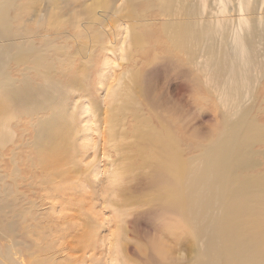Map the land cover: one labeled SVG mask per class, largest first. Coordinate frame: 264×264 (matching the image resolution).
<instances>
[{
    "label": "rangeland",
    "instance_id": "obj_1",
    "mask_svg": "<svg viewBox=\"0 0 264 264\" xmlns=\"http://www.w3.org/2000/svg\"><path fill=\"white\" fill-rule=\"evenodd\" d=\"M9 1L0 264H264V0H226L221 26L208 22L219 0ZM199 19L197 41L172 39L173 22ZM237 127L218 195L190 213L193 170ZM150 130L179 150L181 185L153 183ZM163 186L177 204L159 201ZM160 204L174 209L159 218Z\"/></svg>",
    "mask_w": 264,
    "mask_h": 264
},
{
    "label": "bare ground",
    "instance_id": "obj_2",
    "mask_svg": "<svg viewBox=\"0 0 264 264\" xmlns=\"http://www.w3.org/2000/svg\"><path fill=\"white\" fill-rule=\"evenodd\" d=\"M136 1H138V0H129L128 2L130 5L131 3H135ZM161 1L167 2L168 0H161ZM219 1H220V6L217 10V14L213 15L214 19L208 20V22L216 23L217 26L222 25L221 17L224 15V10L226 7V3H225L226 0H219ZM9 5H10L9 0H0V28H4L6 30H8L7 27H8V12H9L8 6ZM194 12L195 11H193L187 7H183L180 18H185V19L194 18V16H193ZM242 15L243 14H241V17L239 18L241 24L245 23V21H246L245 18L242 17ZM197 22H205V20L199 19V20L187 21V22H177V21L173 22L172 23V34H171L172 39L174 41L182 44L183 46H186L190 43L197 41L199 39V36H200V31L197 30L195 27L197 25ZM180 26H183V29H178ZM132 35L129 36V38L132 37ZM236 37L242 38L240 33H236L235 41H236ZM239 50H240L241 54L245 53V49L243 48V46H240ZM33 63H34V66H36V67H41L43 64L42 59L40 57L36 58L33 61ZM7 89L10 90V92L12 94L14 92L15 93L14 95L17 98H21L24 96L23 93H20V92L16 93V90L11 85H8ZM0 107H2L1 103H0ZM240 129H241V127H237L231 134H230V132H228L229 137L226 140H224V137H223L224 141L221 139L219 141L220 145H218L217 147L211 148V151L207 155L206 162H204L201 169L193 170V172H192L193 178L191 179L190 184L186 185L187 186V188H186L187 192L184 191V193H183V194H186V196L185 195L184 196L187 197V201H184V202H185V204L188 203L187 208H188V211L190 213L196 214V216L203 214L204 211L206 210L205 206H208L210 204V202L212 201L213 197L218 195L219 189L221 188V187H218V184L221 183V181H222L221 179H222V173H223V165H225L224 164V156H225V153H228V151L230 150V147L225 149L224 146H222V145L227 143L231 139L230 136L235 134V133H238L240 131ZM150 132H151V130H150ZM150 132H148V133H150ZM143 133H141V135H143ZM148 133H146V135ZM150 135H147V136L143 135V137H141V138L144 141V143H147V141L151 143L152 150H151L149 156L148 157L146 156L147 157L146 160L149 161L151 167L154 169V172H153L154 175L151 176V178L153 179V183L160 182V180H161L162 183L163 182L167 183L166 185L170 184L169 186H171V184L172 185L176 184L177 186L179 184L181 185L182 179L180 180V178L182 177V174L184 172V167L178 158L179 150H178V152H176V149L173 148V144H171L172 142L170 141V137L167 134H165L163 131L160 130L158 132V134H156V135L153 132L152 135H154V136H151V137H150ZM55 139L56 138L49 139V143H50L51 147L54 144ZM155 171H156V173H155ZM165 186H163L162 188L159 187L160 188V194H161L160 195L161 198L158 197V199H160L159 201H161V199H162V201H161L162 204H164L166 202L168 203V205L170 203H173V204L176 203L177 204V202H179L178 201V199H179L178 191L180 189L179 188L174 189V188H170L168 186L165 187ZM180 193H181V191H180ZM181 201H183V200H181ZM0 203H1V205H5L7 203V200L2 199ZM162 204H160V207H161L160 209H158V210L154 209L156 211V212L154 211L155 213L153 212L155 216H158V217L162 216L163 217V214L165 215V213H168V211H170V209L172 208V207L170 208V206L164 207V205H162ZM173 204H171V206H174ZM172 209H174V208H172ZM149 213H151V212H149ZM149 213H147V214H149ZM153 213H151V214H153ZM173 213H174V211H173ZM149 216H150V214H149ZM149 216L147 218L151 217V219H153L152 216H150V217ZM155 216H154V219H155ZM168 216H170V215H168ZM156 220H160V219L157 218ZM155 243H154V245H156ZM206 244H208L207 248H209L213 244H215L214 249L213 250L210 249L208 251V254L215 256L217 261L218 260L221 261L224 259V256H225L224 248L221 246H216V242L212 238V236H210L207 239ZM116 246H117V244H116ZM111 248L115 249V246L113 245ZM152 259H154V258H152ZM119 260H120V258H119ZM155 260H157V257ZM19 264H21V263H19Z\"/></svg>",
    "mask_w": 264,
    "mask_h": 264
}]
</instances>
